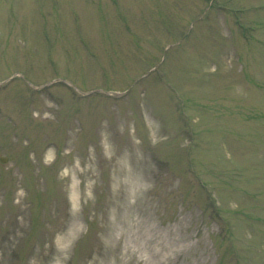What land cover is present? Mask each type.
Returning a JSON list of instances; mask_svg holds the SVG:
<instances>
[{
    "label": "rangeland",
    "instance_id": "obj_1",
    "mask_svg": "<svg viewBox=\"0 0 264 264\" xmlns=\"http://www.w3.org/2000/svg\"><path fill=\"white\" fill-rule=\"evenodd\" d=\"M0 264H264V0H0Z\"/></svg>",
    "mask_w": 264,
    "mask_h": 264
},
{
    "label": "water",
    "instance_id": "obj_2",
    "mask_svg": "<svg viewBox=\"0 0 264 264\" xmlns=\"http://www.w3.org/2000/svg\"><path fill=\"white\" fill-rule=\"evenodd\" d=\"M2 161H7V159H3Z\"/></svg>",
    "mask_w": 264,
    "mask_h": 264
}]
</instances>
